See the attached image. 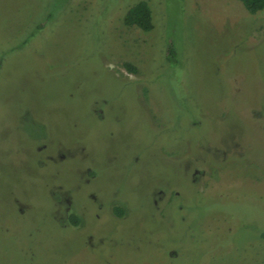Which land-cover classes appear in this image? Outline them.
Segmentation results:
<instances>
[{
    "label": "rangeland",
    "instance_id": "obj_1",
    "mask_svg": "<svg viewBox=\"0 0 264 264\" xmlns=\"http://www.w3.org/2000/svg\"><path fill=\"white\" fill-rule=\"evenodd\" d=\"M138 1L0 0V264H264V10Z\"/></svg>",
    "mask_w": 264,
    "mask_h": 264
},
{
    "label": "trees",
    "instance_id": "obj_2",
    "mask_svg": "<svg viewBox=\"0 0 264 264\" xmlns=\"http://www.w3.org/2000/svg\"><path fill=\"white\" fill-rule=\"evenodd\" d=\"M241 2L243 7L249 12V13H255L259 10H264V0H238ZM122 23L126 26H135L140 30L147 31L149 30L151 25V18H150V9L147 5V3L143 0H140L130 6L122 18ZM169 48L166 47V59L168 61H171L173 58H175L176 53L172 45L168 44ZM124 67L129 72H134L135 68L131 64L124 63ZM113 213L122 216L125 213L124 206L121 205H115L113 206ZM67 221L71 225L78 224L79 219L76 215L72 214L67 218ZM260 237L264 241V232L260 234Z\"/></svg>",
    "mask_w": 264,
    "mask_h": 264
},
{
    "label": "flooded vegetation",
    "instance_id": "obj_3",
    "mask_svg": "<svg viewBox=\"0 0 264 264\" xmlns=\"http://www.w3.org/2000/svg\"><path fill=\"white\" fill-rule=\"evenodd\" d=\"M47 157H49V158H51V159H54V160H57V159H62L63 157H64V155L63 154H61L60 155V158H56L55 156H52V154L50 155V156H47ZM96 172V170H92V172H91V177L93 178V177H95V175H94V173ZM88 180V178H85V181H87ZM58 188H61V187H58ZM66 189V188H65ZM68 190V189H67ZM69 191V199H67V197L65 196V198H64V200L66 201V205H65V207H64V209H63V213H61V214H59L58 215V218H59V222L60 223H62L63 225H65V226H67V225H70L71 227H74V228H76V227H79V226H81L82 225V222H83V217L81 216V213H82V210L83 209H81L80 207H76L75 205H74V202H73V200L71 199V196H70V191L71 190H68ZM54 193V192H53ZM52 193V194H53ZM90 196L91 197H94L95 195H94V193H91L90 194ZM53 197V199H54V206H56L57 204H58V202L56 201V196H52ZM115 205H121V206H124V205H122L121 203H119L118 201H116V200H111L110 202H105L104 203V206H105V209H106V207H109V212L111 213H108L107 212V209H106V212L108 213V214H110V215H114L115 217H118V218H120V217H122V216H118V215H116V214H114L113 213V206H115ZM124 208H125V206H124ZM85 212V211H84ZM125 212H126V208H125ZM86 213V212H85ZM72 214H74V215H76L77 216V218L79 219V222H78V224H75V225H71L68 221H67V218L70 216V215H72ZM125 214V213H124Z\"/></svg>",
    "mask_w": 264,
    "mask_h": 264
}]
</instances>
